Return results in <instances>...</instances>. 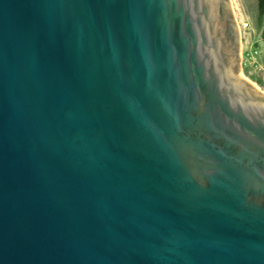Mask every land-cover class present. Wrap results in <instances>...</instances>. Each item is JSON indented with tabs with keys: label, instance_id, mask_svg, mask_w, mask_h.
<instances>
[{
	"label": "water",
	"instance_id": "obj_1",
	"mask_svg": "<svg viewBox=\"0 0 264 264\" xmlns=\"http://www.w3.org/2000/svg\"><path fill=\"white\" fill-rule=\"evenodd\" d=\"M233 0H0V264H264V91Z\"/></svg>",
	"mask_w": 264,
	"mask_h": 264
},
{
	"label": "rangeland",
	"instance_id": "obj_2",
	"mask_svg": "<svg viewBox=\"0 0 264 264\" xmlns=\"http://www.w3.org/2000/svg\"><path fill=\"white\" fill-rule=\"evenodd\" d=\"M241 31L242 74L264 91V37L255 0H233ZM264 20V17H263Z\"/></svg>",
	"mask_w": 264,
	"mask_h": 264
},
{
	"label": "trees",
	"instance_id": "obj_3",
	"mask_svg": "<svg viewBox=\"0 0 264 264\" xmlns=\"http://www.w3.org/2000/svg\"><path fill=\"white\" fill-rule=\"evenodd\" d=\"M257 4V11H258V21L262 23V35L264 37V0H255Z\"/></svg>",
	"mask_w": 264,
	"mask_h": 264
},
{
	"label": "bare ground",
	"instance_id": "obj_4",
	"mask_svg": "<svg viewBox=\"0 0 264 264\" xmlns=\"http://www.w3.org/2000/svg\"><path fill=\"white\" fill-rule=\"evenodd\" d=\"M240 74H242V71H241V73ZM243 75V74H242ZM243 76H245V75H243ZM246 77V76H245ZM247 78V77H246ZM254 83V82H253ZM256 86H258L256 83H254ZM259 87V86H258ZM260 88V87H259ZM261 89V88H260Z\"/></svg>",
	"mask_w": 264,
	"mask_h": 264
}]
</instances>
